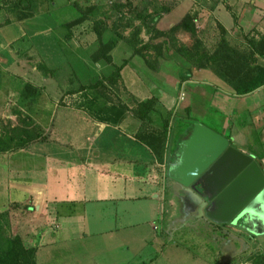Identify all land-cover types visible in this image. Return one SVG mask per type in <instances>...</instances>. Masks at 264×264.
Returning <instances> with one entry per match:
<instances>
[{
    "label": "rangeland",
    "instance_id": "rangeland-1",
    "mask_svg": "<svg viewBox=\"0 0 264 264\" xmlns=\"http://www.w3.org/2000/svg\"><path fill=\"white\" fill-rule=\"evenodd\" d=\"M37 1H0V26L9 29L7 32L0 31V93L4 91L0 95V138L12 148L10 151L20 146L26 148L46 136L38 119L34 118L40 113L39 104L75 105L96 118L118 116L120 112L112 109V104H137L136 99L125 90L120 77L93 88L68 92L82 85L76 68L83 66L88 69L90 66L87 63L95 61L94 54L102 42L105 44L103 54L108 53L115 63L128 65L130 73L138 69L139 72H135L142 77L145 94L146 91L163 90L175 97L173 107L165 111L163 119V123H167L168 138H175L191 123L219 129L224 121H230V116L211 98L212 89L223 81L212 75L208 67L198 65L201 51L204 63L209 61V55L221 51L235 61L243 58L239 62L247 67L244 62L246 54L238 53L236 58L227 45L226 40L234 34L233 27L238 21L233 19L232 27H224L223 23L231 22H226L215 11L220 0H190L188 4L182 0H40V5ZM32 3L37 16L28 11ZM48 3L56 10L49 12L48 8L43 15L39 14V10L48 7ZM227 6L226 10L233 14L232 7ZM185 11L190 12L191 17L184 19L182 13ZM73 15L80 16V21L55 24L61 23L62 19H72ZM155 16L159 17L153 21ZM180 21L189 22L191 30L182 26L172 28ZM21 22H29V26L33 23L39 25L40 33L31 37L41 44L44 35H47L48 54H44L45 48L40 52L38 45L32 41L29 48L20 43L22 32L16 31V23L23 27ZM245 31L237 30V36L232 35V40L248 44L247 36L253 37L254 34ZM235 47V51H245L244 46ZM92 66L90 74L95 72ZM47 69H56L59 76L49 77ZM95 80L84 78L88 81L85 85ZM97 110H100V115L94 116ZM18 156L24 160L32 159L29 153ZM13 163L12 168L8 167L7 156L0 154V206L9 188L6 181L8 168L10 174L16 176ZM19 177H24V174H19ZM181 196V203L175 202V219L177 215L178 219L173 226L176 230L154 231L158 237L146 243L144 253L136 257L142 262L129 264H261L264 233L252 234L230 224H215L192 211ZM13 224L12 218L10 222L0 213L1 253L6 251L9 240L16 235ZM28 224L29 227L34 225ZM80 242L87 245L92 240H81L78 244ZM115 244V241H107L109 249L106 256H116L117 252L113 250ZM39 254L36 255L37 260ZM55 258L50 256L52 264H57Z\"/></svg>",
    "mask_w": 264,
    "mask_h": 264
},
{
    "label": "crops",
    "instance_id": "crops-1",
    "mask_svg": "<svg viewBox=\"0 0 264 264\" xmlns=\"http://www.w3.org/2000/svg\"><path fill=\"white\" fill-rule=\"evenodd\" d=\"M37 2L40 5V0ZM47 5L45 11V8L39 10V14L43 15L48 8L49 12L56 10L53 5L52 8L49 3ZM227 5L232 7L234 15L226 10ZM31 7L28 11L37 16L33 3ZM215 11L226 22H231H222L225 28L232 27L233 19H237L238 23L233 27L235 35L237 30L253 32V37L247 36L252 38L253 44L244 45L240 40L236 43L231 34L226 40L227 45L236 58L238 53L244 52L247 67L264 75V0H220ZM72 19H62L61 23L55 24ZM21 23L23 27L16 23V31L22 32L20 43L26 48L33 43L38 45L40 52L45 48L44 54H48L49 42L45 40L48 36L44 35L45 43L41 44L31 37L40 33L39 25ZM0 31L9 29L2 25ZM236 45L244 46L245 51H235ZM239 59L243 61V58ZM87 64L90 67L93 64V74H90V67L76 68L82 85L88 82L84 78L106 77L120 65L113 57L110 63L100 59ZM126 67L128 65H123L119 71L125 90L136 101L156 97L149 115L151 125L162 129L165 111L173 107L175 97L163 90L146 91L145 94L142 77L135 72H139L138 69L130 73L129 67L125 71ZM211 98L230 116V121H224L219 129L211 128L225 136L231 146L252 156L264 173V84L242 95L227 92L218 84L212 89ZM134 106L135 103L112 104V109L120 112L118 116L96 118L75 105L39 104L40 113L34 118L38 119L46 136L26 148L0 153L7 156L8 167L12 168L16 160L13 163L16 176L10 174L9 168L6 173L9 188L0 213L10 222L11 218L14 220L16 234L21 236L26 247L33 248L34 264H52L50 256L53 255L57 264L142 262L136 257L144 253L146 243L158 237L154 231L176 230L173 226L178 219V215L175 219V202L181 203L182 196L178 185L167 176V164L194 123L188 124L175 138L169 136L164 161L159 162L150 147L136 136L141 121L131 112ZM99 111H95L94 116L100 115ZM28 153L32 157L30 160L18 156ZM191 209L196 212L195 207ZM28 223L34 225L29 227ZM87 239L92 243L78 244ZM108 240L116 242L113 246L117 252L115 257L106 256Z\"/></svg>",
    "mask_w": 264,
    "mask_h": 264
},
{
    "label": "water",
    "instance_id": "water-1",
    "mask_svg": "<svg viewBox=\"0 0 264 264\" xmlns=\"http://www.w3.org/2000/svg\"><path fill=\"white\" fill-rule=\"evenodd\" d=\"M167 176L197 215L264 233V173L222 134L194 123L168 162Z\"/></svg>",
    "mask_w": 264,
    "mask_h": 264
},
{
    "label": "trees",
    "instance_id": "trees-1",
    "mask_svg": "<svg viewBox=\"0 0 264 264\" xmlns=\"http://www.w3.org/2000/svg\"><path fill=\"white\" fill-rule=\"evenodd\" d=\"M29 6L28 10H31L32 7L31 5ZM158 17L159 16H155L153 21L157 20ZM184 17V19L191 17L190 12H186ZM79 21L80 16H77L68 22L77 23ZM176 26L188 27L189 30L192 28L189 22L183 23L180 21L179 23H175L172 28H175ZM98 37H100V33H98ZM251 39L252 38L247 39V42L253 44V40ZM104 45L105 44L103 42L99 45L93 58L95 60L104 59L106 62L110 63L111 56L108 53L103 54L102 52ZM190 54L191 53H189V55ZM199 54L201 56L198 60L199 67H208L212 75H215L223 81L219 85H221L227 92L242 95L249 93L264 84V75L262 72H256L249 67H245L242 63L235 61L221 51L216 52L215 55H209V61L206 60L205 63L203 62L202 57L203 51ZM96 55L99 56L96 57ZM123 65L124 64L115 66L110 75L102 77L100 80L97 79L92 84L80 85L77 89H70L68 92L93 88L104 81H111L115 77L119 78V71ZM46 74L51 77L59 76V74L56 73V69H47ZM156 101L157 100L154 96L142 99L137 101V104L131 109V111L141 121V126L136 135L137 138L150 147L159 162H163L166 141L168 139L166 134L167 123L163 124L162 129L155 128L151 125V117L149 115V113L154 109ZM21 147L22 146L14 148L20 149ZM10 150H12V148H10V146L0 138V153H5ZM8 245L9 246L5 252H0V264H34L33 248L25 247L19 234L14 235V237L9 240ZM261 264H264V257L261 258Z\"/></svg>",
    "mask_w": 264,
    "mask_h": 264
}]
</instances>
